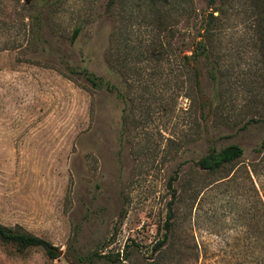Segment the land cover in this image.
I'll list each match as a JSON object with an SVG mask.
<instances>
[{"label":"rangeland","instance_id":"1","mask_svg":"<svg viewBox=\"0 0 264 264\" xmlns=\"http://www.w3.org/2000/svg\"><path fill=\"white\" fill-rule=\"evenodd\" d=\"M108 1L0 0V225L58 251L0 243V264H78L73 255L92 252L249 264L262 224L258 205V230L249 223L252 188L264 196V0H191L189 14L168 4L161 22L159 4ZM206 28L211 55L187 62ZM82 69L107 84L91 88ZM230 144L236 163L197 169L209 145ZM173 176L169 240L152 252Z\"/></svg>","mask_w":264,"mask_h":264},{"label":"trees","instance_id":"2","mask_svg":"<svg viewBox=\"0 0 264 264\" xmlns=\"http://www.w3.org/2000/svg\"><path fill=\"white\" fill-rule=\"evenodd\" d=\"M208 7L212 6L214 3V0H205ZM109 3H113V0L108 1ZM137 4H141L142 2H145L147 5L156 6L159 4L156 9H154V14H156V20L158 22H161L163 18H167V12L164 14L161 13V8L164 6H167L168 4H182L181 6H185V10L188 11V14L190 11H192V1L191 0H136ZM167 2V4H166ZM110 3V4H111ZM156 3V4H155ZM161 7V8H159ZM210 19H213L212 13L208 16ZM210 21H206V26H209ZM78 32V29H74L72 32V39L76 37V34ZM211 36V30L206 28L203 30L202 33V39H200L196 44L190 55H186L183 57L184 60L189 62L191 60L193 63L197 64L200 60H207L209 58V55H211L210 46L206 43L208 42V38ZM71 72H77L73 68H69ZM188 71H191L193 75V81L194 85L197 86V80H196V71L193 68H188ZM212 71H209L207 74L210 79L213 80ZM79 74H81L86 82L89 83L90 87L96 90L103 89L105 83L102 78L96 77L92 73L87 72L86 70L82 69L78 71ZM202 106L206 107V102L202 101ZM262 148H259L256 150L257 153L261 151ZM242 156V150L235 144H230L225 147H222L220 149H216L213 145H209L207 147V150L205 154L197 159L195 162V166L197 169L206 174H213L218 171L223 170L227 166H230L234 163H236ZM250 167V172L254 173V168L258 167L259 164L251 163L248 165ZM245 172L248 174L245 168ZM175 180V176L171 177L169 179L167 186L170 190V201L167 203V209L165 213L164 221L161 224L160 230L162 231L160 239L155 243V245L152 247V252H159L163 250L166 246V243L169 240V234L171 229V221L173 219V211H172V204L174 200V191L171 187V182ZM253 197L255 198V206L251 207V212L249 213V223L250 226L252 225V228L254 232L258 230V226L255 224L256 221V215L254 212H258L254 208L258 205L259 209H261V213L259 214V217L262 220L261 226H259V229H261V237H256V235L253 233V235L250 236V244L252 249L255 251L257 249V246L259 244V252L256 254L253 252V250L248 254L250 255V261L249 264H264V196L260 194V198L257 197L256 190L252 188ZM264 193V192H263ZM258 240V241H257ZM259 242V243H258ZM0 243L8 245L13 247L16 251L22 252L25 249L28 248H39L43 251L45 256L49 259H54L58 256V251L52 247L47 241L40 239L36 236H33L31 234L27 233H17L13 232L3 226L0 225ZM118 253H111V254H97L95 252L87 253L84 255H73V259L78 264H118L120 261H123V257L121 256V259L119 260Z\"/></svg>","mask_w":264,"mask_h":264}]
</instances>
